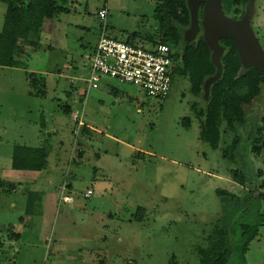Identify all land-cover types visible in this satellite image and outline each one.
I'll use <instances>...</instances> for the list:
<instances>
[{
  "label": "rangeland",
  "instance_id": "1",
  "mask_svg": "<svg viewBox=\"0 0 264 264\" xmlns=\"http://www.w3.org/2000/svg\"><path fill=\"white\" fill-rule=\"evenodd\" d=\"M66 6L67 13L44 21L39 46L23 64L0 66V178L18 183L0 193V264H170L172 255L178 264H197L196 249L206 245L213 225L238 221L258 224L245 264H264V149L255 154L242 141L229 160L222 150L230 133L216 148L202 142L186 79L175 77L165 98L106 77L87 90V57L102 25L110 37L150 45L159 31L156 0H68ZM98 7L107 10L104 23ZM5 9L0 2V28ZM255 10L259 23L264 0H255ZM31 71L44 72V96L28 93ZM82 123L90 132L78 139ZM50 142L62 160L54 174L44 169L35 179L10 167L14 145ZM235 168L244 170L245 187L231 180ZM28 189L41 197L31 214L25 213ZM216 189L239 200H223ZM61 192L74 201L62 203L59 213ZM10 230L20 237L8 238ZM229 264H239L234 255Z\"/></svg>",
  "mask_w": 264,
  "mask_h": 264
},
{
  "label": "trees",
  "instance_id": "2",
  "mask_svg": "<svg viewBox=\"0 0 264 264\" xmlns=\"http://www.w3.org/2000/svg\"><path fill=\"white\" fill-rule=\"evenodd\" d=\"M67 1L0 0L6 6L0 29V66L14 67L23 64V59L28 56L30 49L35 51L39 46L44 21L56 18L60 13H67L69 11ZM239 1L243 3L246 0ZM233 2L234 0H223L222 7L226 14L229 13V7ZM154 16L158 21L159 31L158 36L151 40L166 43L174 50L171 83L175 77L187 80L188 92L193 97L190 109L199 120L201 141L211 148H216L221 135L230 133V141L222 150L224 158L233 160L242 141L247 142L253 153L259 154L264 149V108L256 118L254 114L248 116L246 106H249L260 93L264 85V73L255 67H243L234 42L230 37L223 36L219 39V43L224 47L221 57L222 72L210 85L208 98L204 99V82L214 74L215 66L211 62V51L201 31L190 42L184 39V32L190 24L187 1L156 0ZM25 75L29 86L28 93L44 96L45 76L34 71L26 72ZM112 92L117 94L115 88ZM64 111L69 112V106H66ZM78 130V139L82 135L88 136L90 132L86 123H82L77 132ZM51 150V142L35 147L14 145L10 167L26 171L44 170L48 166ZM259 173L260 171H257V174ZM230 176L232 181L245 187L246 174L242 168L232 169ZM17 185L16 182L0 178V193H9L15 190ZM67 187L70 188V185ZM38 192L27 190L26 214L32 213L31 204L35 198H41ZM216 193L223 200H239L236 194L225 189H216ZM257 232L258 224L255 223L242 221L230 225L215 223L205 237L206 245L196 249L197 264H229L232 255L239 264H245V253ZM7 237L18 239L20 233L10 230ZM0 246H3L1 240ZM170 264H178L173 255Z\"/></svg>",
  "mask_w": 264,
  "mask_h": 264
},
{
  "label": "built area",
  "instance_id": "3",
  "mask_svg": "<svg viewBox=\"0 0 264 264\" xmlns=\"http://www.w3.org/2000/svg\"><path fill=\"white\" fill-rule=\"evenodd\" d=\"M97 17L104 23L107 10L98 7ZM174 52L166 43L120 40L106 34L104 26L96 39L95 45L87 57L89 75L86 78L87 90L99 87L103 77L118 84H129L142 90L147 96L165 98L171 88ZM76 118V114L74 115ZM65 184H62V191ZM91 189L84 193L89 197ZM62 203L72 201V196L60 194Z\"/></svg>",
  "mask_w": 264,
  "mask_h": 264
},
{
  "label": "water",
  "instance_id": "4",
  "mask_svg": "<svg viewBox=\"0 0 264 264\" xmlns=\"http://www.w3.org/2000/svg\"><path fill=\"white\" fill-rule=\"evenodd\" d=\"M190 13V24L184 32L186 42L192 41L202 28L203 39L211 51V62L215 72L209 76L203 86V96H209L210 85L219 78L222 72L221 57L224 47L219 39L228 36L234 42L240 62L243 67H255L264 73V47L256 38L251 20L255 11L254 0H249L244 15L234 19L225 14L222 0H186ZM203 3L202 18H199L198 9Z\"/></svg>",
  "mask_w": 264,
  "mask_h": 264
},
{
  "label": "flooded vegetation",
  "instance_id": "5",
  "mask_svg": "<svg viewBox=\"0 0 264 264\" xmlns=\"http://www.w3.org/2000/svg\"><path fill=\"white\" fill-rule=\"evenodd\" d=\"M248 1L249 0H246L245 2L242 3L239 0L237 1L234 0L232 6L229 7V10H228L229 13L227 15L231 16L234 19H240L245 13V9L247 7ZM221 2L223 6V0ZM254 6H255V0H254ZM202 7H203V3H200L199 9H198V15H200L199 16L200 19L202 18ZM255 17L257 19L256 10L254 11L252 15L251 27H252V30L256 38L260 41L261 45L264 46V32L262 33L260 30V27L264 25V20H261L259 23H257L258 20L256 22L254 21ZM202 30L203 29L200 28L201 32ZM263 108H264V85H262L260 93L255 97L253 102L249 106H246V111H247L248 116H251L254 114L257 118L262 113Z\"/></svg>",
  "mask_w": 264,
  "mask_h": 264
},
{
  "label": "crops",
  "instance_id": "6",
  "mask_svg": "<svg viewBox=\"0 0 264 264\" xmlns=\"http://www.w3.org/2000/svg\"><path fill=\"white\" fill-rule=\"evenodd\" d=\"M1 29V28H0ZM95 45V44H94ZM94 45H93V47H94ZM92 47V48H93ZM42 73H44V72H42ZM59 73H62L61 71H59ZM47 74V73H46ZM98 88V87H97ZM58 141V143H62V140H57ZM53 154V155H52ZM52 157H53V159H52ZM61 156H60V154L58 153V151H55V149H54V147H53V145H52V150H51V154H50V157H49V159H48V166H47V168L45 169L46 171H47V174L49 173V175H51V174H54V172H55V170H57V168H58V165H59V162H61L62 160H61V158H60ZM73 156H71V158H72ZM71 161H72V163H75L76 162V160L75 159H71ZM30 173H33L32 174V176H34V178L36 179V177H37V175H38V172L37 171H34V172H32V171H29ZM34 179V180H35ZM52 177L51 178H49V181L51 182L52 181ZM64 182V181H63ZM61 188H62V184H61ZM68 191V192H70L71 190H70V188L69 187H67V184H66V189H65V191ZM67 195H70V194H68L67 193ZM71 196V195H70ZM74 200H73V197H72V201L71 202H69V203H72ZM69 203H65V204H69ZM61 205H62V203H60V204H57V207H56V211L57 212H61ZM41 215H44V213H42ZM24 220V219H23Z\"/></svg>",
  "mask_w": 264,
  "mask_h": 264
}]
</instances>
